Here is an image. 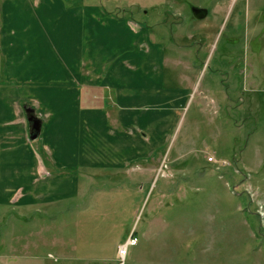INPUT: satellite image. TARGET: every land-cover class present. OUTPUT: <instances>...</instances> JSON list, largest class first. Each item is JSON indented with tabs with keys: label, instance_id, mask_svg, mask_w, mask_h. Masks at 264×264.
Returning <instances> with one entry per match:
<instances>
[{
	"label": "rangeland",
	"instance_id": "374dc122",
	"mask_svg": "<svg viewBox=\"0 0 264 264\" xmlns=\"http://www.w3.org/2000/svg\"><path fill=\"white\" fill-rule=\"evenodd\" d=\"M33 1L17 0L27 31L38 25L53 38L81 22L87 50L78 60L96 57L99 70L113 60L97 44L88 53V35L105 37L91 19L145 27L156 46L139 57L165 58L174 92L146 96L145 86L141 123L164 111L162 129L154 138L145 128L144 156L126 168L91 172L89 195L38 210L0 206V264H114L131 235L138 242L126 264H264V0ZM194 8L208 16L195 18ZM48 61L57 91L65 67L53 53ZM36 80L27 72L26 81ZM109 81L95 90L106 112Z\"/></svg>",
	"mask_w": 264,
	"mask_h": 264
},
{
	"label": "crops",
	"instance_id": "0c3cea01",
	"mask_svg": "<svg viewBox=\"0 0 264 264\" xmlns=\"http://www.w3.org/2000/svg\"><path fill=\"white\" fill-rule=\"evenodd\" d=\"M33 4L40 8L42 1ZM17 6V0H3L0 6V55L4 61V65L0 62V206L28 211L89 195L95 169H105V174L110 170V174L126 168L139 155L143 157L145 128L156 138L167 118L166 112L159 111L152 113L146 125L141 123L146 114L140 103L144 88H151L146 96L174 91L165 86V58L161 65L155 57L143 61L139 57L145 50L151 55L156 46L155 35L145 27H135L125 19H91L97 32L105 30V37L88 35V53L92 55L97 44L113 60L99 70L96 57L84 65L78 60L82 50H87L82 46L81 22H71L62 36L52 38L38 25L34 29L32 24L27 31V18ZM58 40L64 44L56 48ZM52 53L65 67L57 91L49 87ZM27 72L37 73L36 83L26 81ZM103 78L110 80L103 86L110 95L109 112L103 105L104 96L102 105L96 103L95 90ZM29 114L42 121L37 140L30 138ZM113 116L110 125L107 119ZM107 157L111 159L105 160Z\"/></svg>",
	"mask_w": 264,
	"mask_h": 264
},
{
	"label": "water",
	"instance_id": "95a60500",
	"mask_svg": "<svg viewBox=\"0 0 264 264\" xmlns=\"http://www.w3.org/2000/svg\"><path fill=\"white\" fill-rule=\"evenodd\" d=\"M193 12L197 19H203L208 16V11L204 9L194 8ZM29 122L32 124L30 133L31 140L39 139L42 132V121L32 114V116L29 117Z\"/></svg>",
	"mask_w": 264,
	"mask_h": 264
},
{
	"label": "built area",
	"instance_id": "2783aa9c",
	"mask_svg": "<svg viewBox=\"0 0 264 264\" xmlns=\"http://www.w3.org/2000/svg\"><path fill=\"white\" fill-rule=\"evenodd\" d=\"M138 239L131 235L128 240L118 247L117 258L114 264H126L127 257L129 255V248L137 244Z\"/></svg>",
	"mask_w": 264,
	"mask_h": 264
},
{
	"label": "trees",
	"instance_id": "16d2710c",
	"mask_svg": "<svg viewBox=\"0 0 264 264\" xmlns=\"http://www.w3.org/2000/svg\"><path fill=\"white\" fill-rule=\"evenodd\" d=\"M29 116L31 117V116H32V114H29Z\"/></svg>",
	"mask_w": 264,
	"mask_h": 264
}]
</instances>
